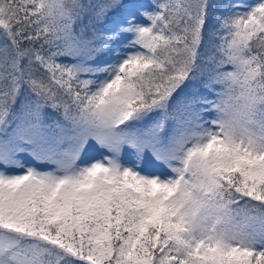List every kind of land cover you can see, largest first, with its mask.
<instances>
[{
  "label": "snow or ice",
  "instance_id": "obj_1",
  "mask_svg": "<svg viewBox=\"0 0 264 264\" xmlns=\"http://www.w3.org/2000/svg\"><path fill=\"white\" fill-rule=\"evenodd\" d=\"M216 7L0 0V264H264V0Z\"/></svg>",
  "mask_w": 264,
  "mask_h": 264
},
{
  "label": "rangeland",
  "instance_id": "obj_2",
  "mask_svg": "<svg viewBox=\"0 0 264 264\" xmlns=\"http://www.w3.org/2000/svg\"><path fill=\"white\" fill-rule=\"evenodd\" d=\"M211 2L217 5V7L213 11L216 12V14H219L220 12L227 10L224 6L228 5L231 0H211ZM249 2H251V0H249ZM94 158L100 159L101 157L99 154H95Z\"/></svg>",
  "mask_w": 264,
  "mask_h": 264
},
{
  "label": "trees",
  "instance_id": "obj_3",
  "mask_svg": "<svg viewBox=\"0 0 264 264\" xmlns=\"http://www.w3.org/2000/svg\"><path fill=\"white\" fill-rule=\"evenodd\" d=\"M214 14H216V12H214ZM206 42H207V40H206Z\"/></svg>",
  "mask_w": 264,
  "mask_h": 264
}]
</instances>
